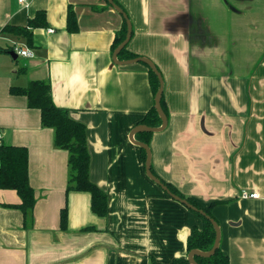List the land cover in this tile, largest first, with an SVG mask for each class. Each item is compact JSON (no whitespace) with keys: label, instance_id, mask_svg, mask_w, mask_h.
Segmentation results:
<instances>
[{"label":"crops","instance_id":"1","mask_svg":"<svg viewBox=\"0 0 264 264\" xmlns=\"http://www.w3.org/2000/svg\"><path fill=\"white\" fill-rule=\"evenodd\" d=\"M114 1L132 24L127 49L152 60L164 79L169 116L148 144L153 173L215 202L230 264H264V0ZM70 6L76 32L67 29ZM40 10L47 25L32 30L33 45L4 30L27 26ZM124 19L107 0H0V128L3 144L28 148L36 197L25 220L18 192L0 188V264L188 259L187 237L203 219L147 175L131 139L155 96L145 62L115 61ZM31 80L49 81L54 102L87 126L90 176L108 194V215L92 210L89 192L67 191L69 152L55 146L40 109L11 92Z\"/></svg>","mask_w":264,"mask_h":264},{"label":"trees","instance_id":"2","mask_svg":"<svg viewBox=\"0 0 264 264\" xmlns=\"http://www.w3.org/2000/svg\"><path fill=\"white\" fill-rule=\"evenodd\" d=\"M115 2L117 3V1ZM46 25V12L40 10L29 20L27 26L7 25L4 30L24 37L29 45H33L34 39L32 30L36 27ZM67 29L70 32H76L78 30V21L72 6L68 9ZM127 31L128 26L126 19H124L123 26L116 35L114 48H117L125 40ZM6 51H9V49H6ZM119 56L120 58L131 59L138 57L139 54L129 51L126 45L119 53ZM149 78L154 96H156L160 82L157 74L150 67ZM11 92L13 94L25 95L28 99L29 107L40 109L42 125L52 127L55 131V146L69 152V179L67 191L77 190L89 192L91 194L92 210L99 216L104 217L108 215V194L102 187L95 183L90 176L91 154L88 147L87 126L83 122L73 118L68 108L60 107L54 102L52 86L49 81L31 80L24 87L13 86ZM161 105L167 116H169L164 93L161 99ZM141 124H146L151 127H158L162 124V119L155 107V101L141 120ZM152 134L153 132L150 131H140L136 133V137L141 142L149 144ZM146 159V150L142 148V160L144 165ZM160 179L167 184L174 193L187 199L198 209L205 211L207 215L217 220L212 211L215 202L205 205L198 199L185 195L170 182L165 181L161 177ZM0 188L15 189L18 192L22 200V202L18 204V207L22 210L25 220H29L33 214L36 197L29 179V151L27 147L6 144L0 145ZM192 211L203 219V225L202 227L197 225L192 226L187 237V251L190 252L193 249L209 251L213 248L216 240L217 233L215 226L209 218L202 215L199 211ZM67 225L68 208L66 205L61 210V226L66 229ZM195 260L198 264H230V258L228 254L222 250L221 246L210 256L196 255ZM169 264H190V262L188 259L177 258Z\"/></svg>","mask_w":264,"mask_h":264},{"label":"water","instance_id":"3","mask_svg":"<svg viewBox=\"0 0 264 264\" xmlns=\"http://www.w3.org/2000/svg\"><path fill=\"white\" fill-rule=\"evenodd\" d=\"M108 1L112 6H114V8L118 12H120L124 16V18L126 19V22H127V26H128V31H127V35H126L125 40L116 48V50L114 52L115 61H117V63L145 62L157 74V76L159 78V82H160L159 89H158L156 96H155V107H156L157 111L159 112V115L162 119V124L158 127H151V126H148L146 124H139L133 129V131L131 133V139L133 140V142L146 150V153H147V159H146V163H145L146 173L154 182H156L171 197H173L174 199L183 203L188 208L195 210V211H199L202 215L209 218L215 226L217 234H216V240H215L213 248L209 251H202V250H198V249H193L192 251L189 252L188 260H189L190 264H198V262L195 260L196 255L210 256V255L214 254L216 252V250L218 249V247L220 246V240H221L220 226H219L217 220H215L211 216L207 215V213L205 211L198 209L196 206H194L192 203H190L187 199H185V198L181 197L180 195L174 193L168 187L167 184H165L158 176H156L153 173V171H152V154H151L150 146L147 143L141 142V141L136 140L134 138V135L140 131L157 132V131L163 130L167 126L168 116L165 113V111L161 105V99H162V96L164 93V79H163L162 73L158 69L157 65L152 60H150L149 58H146L144 56H138V57L127 59V60L121 61V62L117 60V56L119 55L121 50L128 44V42L130 40V37L132 34V24H131L128 16L126 15L125 11L123 10V8L119 4H117L114 0H108Z\"/></svg>","mask_w":264,"mask_h":264},{"label":"built area","instance_id":"4","mask_svg":"<svg viewBox=\"0 0 264 264\" xmlns=\"http://www.w3.org/2000/svg\"><path fill=\"white\" fill-rule=\"evenodd\" d=\"M19 2L22 3L24 6H28L29 4V0H19ZM49 31L53 32L54 29H49ZM13 50L25 57H31L34 55L32 49L20 48L18 45H15ZM3 136H4V131L2 130V128H0V145L3 144ZM242 196L243 197H258L259 193L258 192H248L244 190L242 193Z\"/></svg>","mask_w":264,"mask_h":264}]
</instances>
